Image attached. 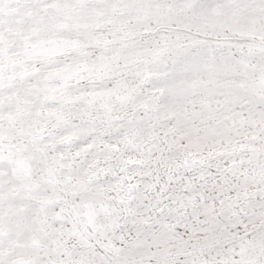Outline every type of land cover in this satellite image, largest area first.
Listing matches in <instances>:
<instances>
[{
    "label": "snow or ice",
    "instance_id": "1",
    "mask_svg": "<svg viewBox=\"0 0 264 264\" xmlns=\"http://www.w3.org/2000/svg\"><path fill=\"white\" fill-rule=\"evenodd\" d=\"M0 264H264V0H0Z\"/></svg>",
    "mask_w": 264,
    "mask_h": 264
}]
</instances>
